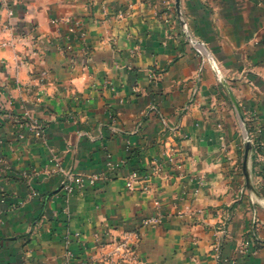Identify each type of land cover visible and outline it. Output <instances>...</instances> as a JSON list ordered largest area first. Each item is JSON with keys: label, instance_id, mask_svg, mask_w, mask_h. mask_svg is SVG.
Returning a JSON list of instances; mask_svg holds the SVG:
<instances>
[{"label": "crops", "instance_id": "crops-1", "mask_svg": "<svg viewBox=\"0 0 264 264\" xmlns=\"http://www.w3.org/2000/svg\"><path fill=\"white\" fill-rule=\"evenodd\" d=\"M180 15L0 0V264H264L242 170L247 136L264 198V0H180ZM132 171L151 178L129 190ZM84 174L104 178L66 194ZM126 234L135 262L112 255Z\"/></svg>", "mask_w": 264, "mask_h": 264}, {"label": "built area", "instance_id": "built-area-1", "mask_svg": "<svg viewBox=\"0 0 264 264\" xmlns=\"http://www.w3.org/2000/svg\"><path fill=\"white\" fill-rule=\"evenodd\" d=\"M78 25L74 24L69 31L72 33L75 31L76 27ZM34 135L38 138H41L43 135V130L36 126L33 128ZM250 143H252L251 139L246 137ZM245 139V140H246ZM111 163H107V168L110 171L111 170ZM159 168V167H158ZM103 175L101 174H84V175H78L71 178V182L68 184L63 185V190L66 192V194L71 195L76 190L82 189L85 186H93L95 185L99 180H101ZM151 178L150 173H144L139 171H132L129 173L127 178L125 179V186L129 190L134 189L135 184H145L149 179ZM158 223L157 219H149L144 220L142 222L143 226H149V225H155ZM131 237H134L133 240ZM138 239L137 234H126L122 238L113 241L111 244L113 245V251L112 255L116 256L117 259H124L129 260L132 262L136 261V254H135V242ZM66 243H69V237L66 238Z\"/></svg>", "mask_w": 264, "mask_h": 264}, {"label": "water", "instance_id": "water-1", "mask_svg": "<svg viewBox=\"0 0 264 264\" xmlns=\"http://www.w3.org/2000/svg\"><path fill=\"white\" fill-rule=\"evenodd\" d=\"M175 8L180 18V23L183 25V27H185V22L183 21L180 15V0H175ZM229 96L235 108L237 109V112L239 114L241 121H243V115H242L241 109L239 108L235 98L230 92H229ZM251 155H252V144L250 143V141L246 139L244 143V154H243V164H242L243 176L245 180V188H246L247 194L250 200L252 201V203L256 202L260 206L264 207V198L256 190L253 184L252 169H251Z\"/></svg>", "mask_w": 264, "mask_h": 264}, {"label": "rangeland", "instance_id": "rangeland-1", "mask_svg": "<svg viewBox=\"0 0 264 264\" xmlns=\"http://www.w3.org/2000/svg\"><path fill=\"white\" fill-rule=\"evenodd\" d=\"M243 131H244V132H245V134H246V132H247L246 128H244V127H243Z\"/></svg>", "mask_w": 264, "mask_h": 264}]
</instances>
